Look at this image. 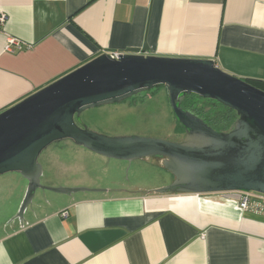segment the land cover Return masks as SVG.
<instances>
[{
    "label": "crops",
    "instance_id": "obj_1",
    "mask_svg": "<svg viewBox=\"0 0 264 264\" xmlns=\"http://www.w3.org/2000/svg\"><path fill=\"white\" fill-rule=\"evenodd\" d=\"M1 16L0 112L102 54L144 46L264 81V0H0ZM59 169L43 167L41 184L89 191L37 190L0 235V264H264L263 202L242 211L238 193L103 188Z\"/></svg>",
    "mask_w": 264,
    "mask_h": 264
},
{
    "label": "water",
    "instance_id": "obj_2",
    "mask_svg": "<svg viewBox=\"0 0 264 264\" xmlns=\"http://www.w3.org/2000/svg\"><path fill=\"white\" fill-rule=\"evenodd\" d=\"M147 48L102 54L0 113V176L19 174L27 182L15 218L21 219L37 190L70 195L86 188L41 184L40 154L70 141L96 155L118 161L163 159L172 175L158 194L257 193L264 195V92L216 67L210 60L144 56ZM164 87L181 142L88 130L82 112L117 104ZM188 95L214 100L237 118L228 132H217L181 107Z\"/></svg>",
    "mask_w": 264,
    "mask_h": 264
},
{
    "label": "rangeland",
    "instance_id": "obj_3",
    "mask_svg": "<svg viewBox=\"0 0 264 264\" xmlns=\"http://www.w3.org/2000/svg\"><path fill=\"white\" fill-rule=\"evenodd\" d=\"M151 90L117 104L85 110L79 120L88 130L109 137L138 136L181 142L184 135L174 133L176 121L168 103L166 89L160 87L156 91ZM162 160L158 157L129 162L108 159L68 140L48 146L38 158L46 170L52 171L55 168L60 171V167L66 169L67 178L79 175L77 177L81 176L84 184L122 188L126 191H134L135 187L137 191L167 185L170 176L162 168ZM19 176L14 173L0 176V235L17 214L26 191V180ZM45 177L41 183H45ZM24 186L23 197L18 203Z\"/></svg>",
    "mask_w": 264,
    "mask_h": 264
},
{
    "label": "trees",
    "instance_id": "obj_4",
    "mask_svg": "<svg viewBox=\"0 0 264 264\" xmlns=\"http://www.w3.org/2000/svg\"><path fill=\"white\" fill-rule=\"evenodd\" d=\"M243 81L264 92V81L256 79H245ZM158 88H154L150 92L156 91ZM181 107L201 119L205 124L217 132H228L237 118L233 110L214 100L203 99L197 95L186 96L181 102ZM174 133L177 135L184 134V130L177 122Z\"/></svg>",
    "mask_w": 264,
    "mask_h": 264
},
{
    "label": "built area",
    "instance_id": "obj_5",
    "mask_svg": "<svg viewBox=\"0 0 264 264\" xmlns=\"http://www.w3.org/2000/svg\"><path fill=\"white\" fill-rule=\"evenodd\" d=\"M3 21V17L1 16L0 17V23ZM9 45H15L17 48H21V45L19 43H17L16 41H13V40H9L8 41V45L6 46V49H9ZM121 54L120 53H117V52H112V53H109V57L112 59V60H117L118 57L120 56ZM240 194V200H239V203H238V207L240 210H246L250 203L252 201H259V202H263L264 203V195H261V194H257V193H252V192H249V193H238ZM63 216L66 215V213H62Z\"/></svg>",
    "mask_w": 264,
    "mask_h": 264
},
{
    "label": "flooded vegetation",
    "instance_id": "obj_6",
    "mask_svg": "<svg viewBox=\"0 0 264 264\" xmlns=\"http://www.w3.org/2000/svg\"><path fill=\"white\" fill-rule=\"evenodd\" d=\"M184 135V134H183ZM184 137V136H183Z\"/></svg>",
    "mask_w": 264,
    "mask_h": 264
}]
</instances>
